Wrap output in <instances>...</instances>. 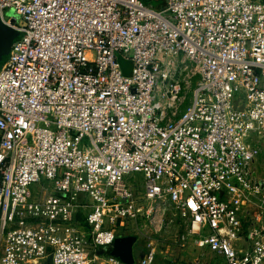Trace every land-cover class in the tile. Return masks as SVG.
I'll return each mask as SVG.
<instances>
[{
    "label": "built area",
    "instance_id": "2783aa9c",
    "mask_svg": "<svg viewBox=\"0 0 264 264\" xmlns=\"http://www.w3.org/2000/svg\"><path fill=\"white\" fill-rule=\"evenodd\" d=\"M160 1L0 0V264H264V0Z\"/></svg>",
    "mask_w": 264,
    "mask_h": 264
},
{
    "label": "rangeland",
    "instance_id": "374dc122",
    "mask_svg": "<svg viewBox=\"0 0 264 264\" xmlns=\"http://www.w3.org/2000/svg\"><path fill=\"white\" fill-rule=\"evenodd\" d=\"M161 1L160 0H152V2L151 3H149V5L151 6V7H153V8H160V5H161ZM13 12L12 11H6L5 13H4V17L5 18H11V17H13ZM20 18H18L17 17V21L19 20ZM21 23L19 22L18 23V25H20ZM6 54H7V49L4 51V52H1L0 53V55L2 56V57H0V67L2 66V63H1V61H3L4 60V57L6 56ZM122 60H125V61H129L130 63H131V61L130 60H126V59H123V58H121ZM119 63V62H118ZM119 66H120V64H119ZM120 68H121V71H122V74L124 75V73H123V71H125V72H127L129 75H130V73H131V70H132V63L130 64V65H123L122 67L120 66ZM125 76V75H124ZM248 141H249V139H248ZM84 144L87 146V147H89V145L86 143V142H84ZM250 144L251 145H254V141L252 140V141H250ZM256 147H258V148H260L258 145H256ZM253 166L255 167L254 169L256 170V172L259 174H257L258 176H259V180L260 181H262L263 183H264V149L263 148H260V151L258 152V154H257V158H256V160L254 161V164H253ZM135 177L136 178H138V179H141L142 178V176L141 175H139V174H135ZM41 185H44V186H52V182H50V181H42L40 184H37V185H33L31 188H30V190H31V192L32 193H34L35 192V190L36 189H38V188H40L41 187ZM125 237H135L136 238V240H135V242H134V244H133V246H132V257H133V264H136L137 263V261H138V257H137V254H136V248L138 247V246H140L141 244H143L142 242H141V240L138 238V237H136L135 235H133L132 233H129V232H126L125 234H123V233H120V235H119V238H125ZM161 245H159L158 246V249H159V251L161 252V254H165V253H167V252H172V254H171V256H170V258H177V262H178V264H180V263H184V264H192L193 263V261L195 260V258L198 256L197 255V253L196 252H191V251H185L184 252V256L185 257H189L188 259H184V258H180L181 257V255H180V253H179V251H178V249H177V247H175L171 242H169V241H164V240H162L161 242ZM176 254V255H175ZM180 255V256H179ZM161 257V256H160ZM207 257V256H206ZM179 260V261H178ZM205 260H207V261H209L210 262V260H209V258L207 257ZM121 262V261H120ZM122 263V262H121ZM210 264H223V261L222 260H213Z\"/></svg>",
    "mask_w": 264,
    "mask_h": 264
},
{
    "label": "water",
    "instance_id": "95a60500",
    "mask_svg": "<svg viewBox=\"0 0 264 264\" xmlns=\"http://www.w3.org/2000/svg\"><path fill=\"white\" fill-rule=\"evenodd\" d=\"M15 33L12 29L5 26L0 20V53L4 52L7 49V54L4 57V60L1 61L3 64L10 48V42L15 37ZM3 56V55H2ZM0 55V57H2ZM118 62L120 66L123 65H130L129 61L122 60L121 57L118 55ZM125 76H129V74L123 71ZM135 237H125V238H116L111 245L110 255L117 258L123 264H133V257H132V246L135 242Z\"/></svg>",
    "mask_w": 264,
    "mask_h": 264
},
{
    "label": "crops",
    "instance_id": "0c3cea01",
    "mask_svg": "<svg viewBox=\"0 0 264 264\" xmlns=\"http://www.w3.org/2000/svg\"><path fill=\"white\" fill-rule=\"evenodd\" d=\"M252 167H253V169L255 168L254 166H252ZM254 171L256 172L255 169H254ZM256 174H258V173L256 172ZM239 216L243 222H248V220H250L253 223H255L256 225L260 226L264 230V216L259 214L258 200L256 198H250V202H244V201L241 202V214ZM144 251H145V244L143 243L136 248V254L138 257L137 259L141 258ZM179 253H180V255L182 254L180 258H184V259L189 258L188 256L185 257L183 255L184 252L179 251ZM171 254H172V252H167L165 254H161V252L159 251L158 256H157L154 264H178V262L176 261L177 258H174V259L170 258ZM209 260H210V262L207 260H203V264H210L213 260L216 261L219 259L215 258V259H209ZM180 264H184V263H180Z\"/></svg>",
    "mask_w": 264,
    "mask_h": 264
},
{
    "label": "trees",
    "instance_id": "16d2710c",
    "mask_svg": "<svg viewBox=\"0 0 264 264\" xmlns=\"http://www.w3.org/2000/svg\"><path fill=\"white\" fill-rule=\"evenodd\" d=\"M81 221H82V220H81ZM108 253H110V251H109Z\"/></svg>",
    "mask_w": 264,
    "mask_h": 264
}]
</instances>
